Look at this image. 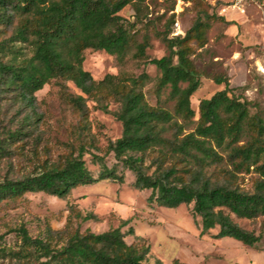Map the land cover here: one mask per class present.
Segmentation results:
<instances>
[{"label": "trees", "instance_id": "trees-1", "mask_svg": "<svg viewBox=\"0 0 264 264\" xmlns=\"http://www.w3.org/2000/svg\"><path fill=\"white\" fill-rule=\"evenodd\" d=\"M145 0H0V109L3 101L14 105L11 125H0V204L26 193L44 192L64 198L71 190L100 181L123 183L125 171L133 175L132 186L150 190L147 202L167 208L191 204V215L200 234L215 239L231 237L250 247L260 236L242 228L232 218L253 220L264 217V117L257 105L229 93L226 76L211 77L225 87L198 103V119L190 98L200 87L202 72L191 57L202 47L214 15L203 12L183 33H161L166 52L147 58V33L137 41L134 27L142 20L139 4ZM128 4L135 10L129 21L119 12ZM225 22L224 16L215 15ZM173 22V19L170 21ZM134 48L132 57L152 64L159 71L155 93L173 101L172 108L150 105L143 86L149 76L106 74L96 80L83 67L86 49L104 50L123 58ZM52 80L58 81L61 97L79 116L78 131L87 127L91 100L105 112L114 100L113 115L121 123V134L109 140L105 154H112L108 166L105 155L90 153L99 166L97 174L89 169L84 154L88 141L80 139L55 160H40L36 142L28 150L41 116L36 92ZM72 82L80 93L70 92ZM253 108V110H252ZM31 151L32 157L27 154ZM36 158L29 172L18 173L15 160ZM256 176L252 186H242L245 174ZM74 216L86 220L75 211ZM199 218L197 220L196 218ZM95 233L71 227L59 230L45 226L41 235L32 236L24 225L13 227L14 242L0 234V264H167L147 259L149 246L127 243L132 234L122 226ZM171 264H186L173 259Z\"/></svg>", "mask_w": 264, "mask_h": 264}, {"label": "rangeland", "instance_id": "rangeland-1", "mask_svg": "<svg viewBox=\"0 0 264 264\" xmlns=\"http://www.w3.org/2000/svg\"><path fill=\"white\" fill-rule=\"evenodd\" d=\"M207 12L214 15L206 31L207 41L202 47H195L191 56L197 68L202 72L200 87L190 98L195 111L193 122L188 126L191 130L198 119V103L210 97L214 92L223 89L225 83H216L211 77L226 76L229 82V93L254 102L264 117V0H145L139 4L137 22L134 30L137 41L148 34L149 47L145 52L147 58L161 57L166 48L157 33L165 29L171 35L183 34L194 22L197 15ZM119 14L133 21L136 17L131 4L126 5ZM215 15L224 16L225 22L217 20ZM173 19V22H170ZM134 48L123 58H117L104 50L86 49L83 67L96 80L106 74H125L138 76L145 72L149 79L145 81L143 92L150 105L160 103L172 108L173 101L166 94L159 97L155 93V83L159 71L152 64H144L132 57ZM70 92L80 93L72 82H67ZM37 111L41 120L34 135L36 140L30 142L28 150L36 144L39 159L46 156L56 159L64 155L72 147L76 148L80 139L92 140L94 147L87 145L84 160L94 174L99 166L92 162L91 154L105 155L108 166L114 163L112 154H105L109 140L121 134V123L113 115L119 105L116 101L108 102L109 112L100 109L95 102L88 100L89 108L87 127L79 136V116L61 97L58 81L52 80L36 92ZM253 110V108H252ZM14 105L3 101L0 109V125H11ZM31 151H28L31 157ZM15 160L18 173L31 171L37 162L36 158ZM255 173L245 174L242 186L249 189ZM133 175L125 171L123 183L100 181L91 185L79 186L64 197L49 195L44 192L26 193L19 199L7 200L0 204V234L4 240L14 242V232L9 229L24 225L32 236L41 235L46 225L54 230L71 227L81 231L86 229L95 233L116 227L121 220L129 223L122 226L126 232L132 227L133 233L125 236L127 243L137 242L148 245L147 259L153 263L156 258L167 264L178 259L186 264H264V217L249 220L232 218L242 228L259 235V240L248 248L247 252L236 247L234 239H218L212 237L217 228L207 234H200V226L195 224L191 215V204H181L176 208H167L148 203L150 190H138L132 186ZM79 212L88 218L83 220L74 216ZM199 220V218H196ZM226 253V254H225ZM227 255V256H226ZM229 256V257H228ZM234 256V257H232Z\"/></svg>", "mask_w": 264, "mask_h": 264}, {"label": "crops", "instance_id": "crops-1", "mask_svg": "<svg viewBox=\"0 0 264 264\" xmlns=\"http://www.w3.org/2000/svg\"><path fill=\"white\" fill-rule=\"evenodd\" d=\"M230 237H223V238H220V239H229ZM220 239H218V243L220 242ZM233 242V244L234 245H236V247H240L241 249H242V251H244V252H247V250H249L248 248H244L243 246H245V244H240V243H238V242H236V241H232ZM226 254V253H225ZM227 256V255H226ZM229 257V256H228ZM232 257H234V256H232Z\"/></svg>", "mask_w": 264, "mask_h": 264}, {"label": "built area", "instance_id": "built-area-1", "mask_svg": "<svg viewBox=\"0 0 264 264\" xmlns=\"http://www.w3.org/2000/svg\"><path fill=\"white\" fill-rule=\"evenodd\" d=\"M236 2H240L241 0H235Z\"/></svg>", "mask_w": 264, "mask_h": 264}]
</instances>
